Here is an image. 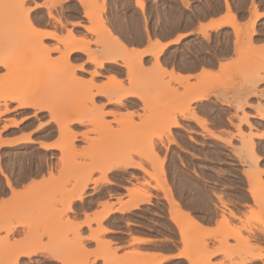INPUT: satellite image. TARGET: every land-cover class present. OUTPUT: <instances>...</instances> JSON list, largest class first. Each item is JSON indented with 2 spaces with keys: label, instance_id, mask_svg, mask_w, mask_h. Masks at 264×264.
I'll list each match as a JSON object with an SVG mask.
<instances>
[{
  "label": "rangeland",
  "instance_id": "rangeland-1",
  "mask_svg": "<svg viewBox=\"0 0 264 264\" xmlns=\"http://www.w3.org/2000/svg\"><path fill=\"white\" fill-rule=\"evenodd\" d=\"M26 1L0 0V60L4 61L3 64H0V111L4 112L0 119L5 115L15 116L7 120L13 124L14 121L21 123L33 118L39 127H46L44 131L46 134L56 137L55 145H60L59 147L62 145L64 148L61 150L54 147L53 150H43L35 149L32 146L6 147L5 145L0 148L1 202L9 190L11 191L7 185L8 179L11 180L14 187H17L30 176H43L41 186H34L31 189L33 191L29 190L26 196L27 200L29 199L28 201L34 202V204L30 205L27 201V206L21 209L12 207L5 212L0 211V229L3 226L11 225V223L13 226L18 224L15 233L8 234L5 231H0V264H12L11 259L15 258L12 255L16 254L13 253V250L17 248L21 250L23 246L25 249H37V252H44L60 259V264H90L91 255L87 253L80 236V230L74 224L76 223L72 217L74 212H72L73 210L68 213L64 211L70 201L73 199L76 201V197L79 195L85 197L92 182L98 184L105 180V176L112 171H116L117 177L125 180L128 184L135 182L133 187L127 190L126 196L120 198V203L123 205L129 202L135 194L146 189L153 197L150 203L145 204L154 205L155 190L163 191L166 197V140L172 136L174 127L173 125L168 128L169 125L175 121L178 122V126L181 125L178 115L183 116L186 112H193L192 102L195 99L210 94L216 88H223L227 91L237 88V77L243 79L242 87H246L249 78L258 77L264 70V54L257 53L252 48L251 40V46L241 53L236 50L237 57L230 63H223L220 72L204 76L201 83L189 84L180 73V77H172L169 73L162 76V71L154 65L155 58L150 64L149 61H145L144 57L141 63L137 61L138 57L127 56L130 53L126 56L124 55L126 53H122L121 56L124 55L126 59L120 57L119 50L115 49L116 43L113 44L114 40L110 37L105 41L109 44V46L106 44L108 46L106 49L102 35L103 32L105 33L107 29L111 30V28L109 27L110 23L103 18V21H91L86 27V33L83 29H75L76 25H82V23H74L65 17L68 12L78 9L74 1L67 7H62L57 14L50 10L47 18L44 11L37 13L40 14V17H31L32 8L25 6ZM63 1L65 0H48V3L52 7ZM211 1L214 5L216 4L215 6L221 5V0ZM223 1L228 12L232 11L231 1H233L242 14L246 13L247 9L254 13V10L259 9L264 3V0ZM91 2L95 13L103 14L105 12V6H101L98 1L91 0ZM249 2L250 6L248 7ZM185 3L190 5L189 0H186ZM28 9L31 10L26 16L25 12ZM30 23L33 24V27ZM39 24H46L51 29L50 31L58 35H56L58 38L38 35L39 33L33 28H38ZM115 24L121 25L122 23L116 22ZM96 26L98 31H94ZM147 26L148 23H146ZM249 31L244 28L243 31L236 33L237 43L240 39L247 41ZM74 36L76 40L88 42L89 54H73L71 61L68 62L65 59L66 47L62 42L68 39L74 43ZM7 42H11V45ZM117 55L118 62L122 61L126 66L124 79L120 77L125 76V71L120 72L118 63L109 67L105 63L102 68L97 65L98 61H103L104 58L107 60V58ZM90 56L98 57V61L96 63L95 61L88 62ZM99 58L103 59L99 60ZM81 66H83L82 69H79ZM155 67L157 68L155 84L149 86L147 79L151 71L150 68L154 69ZM94 71H98L100 75H94ZM101 79H106V81H101ZM158 82L162 84L159 85ZM120 85L127 89L137 90L144 95L147 94L145 95L148 96L146 101L137 99L135 105L118 107L107 104V97L99 95L103 94L99 92L107 93L112 86ZM118 95L117 92L116 96ZM19 100H28L34 103L42 101V104L45 103L44 106L49 105L48 107L51 108L45 107L41 110L20 108ZM124 109L125 113L121 111ZM100 113L106 115L102 121H97ZM259 114L264 116L262 110L259 111ZM243 115L249 117V123H246ZM71 118L74 121L76 119L83 122H72L65 130L61 129L62 123L69 119L72 120ZM250 122L251 116L246 109H242V115L236 112L229 118L230 127L236 129V132H229L231 136L225 141L230 145L240 142L241 146L237 153L239 155L246 154L256 164L254 168L246 172L251 184L252 181L248 174H251L253 170H258V161L261 158L255 154L254 150L251 151L249 146L244 145L242 135L249 136L246 133L247 127L251 129L254 127ZM7 126L6 122L0 129V137ZM205 129L213 134L207 127ZM157 141L164 148V153L161 149H157L155 144ZM259 170L261 171L260 168ZM97 173L102 175L100 181L94 178ZM46 174L48 177L45 176ZM53 175H57V178ZM142 175L145 177H141ZM142 179L143 181H141ZM262 180L264 182L263 175ZM161 181H164L163 187H161ZM262 191L264 192V190ZM251 197L254 205L249 206V211L243 218L231 213V216L240 222L239 225H231L230 220L225 216L220 221V226L213 234L209 235L219 243L215 250L209 249V243L206 240L208 236L200 233L193 223L195 219L182 214L179 203L175 199H171V204L174 207L173 219L180 225L182 242L188 251H195L198 254L195 253L197 256L196 258L193 256L194 259L200 260L201 264H212L211 258L218 254L223 256V260L217 264H264V259L256 258L264 254V197L261 200L254 199L252 194ZM222 203L227 206L223 200ZM155 204L163 205L162 202ZM104 207L107 208L108 204H104ZM103 215L100 214L88 221L100 222ZM46 220H50L56 225L53 235L43 236L41 234L40 238L39 234L43 233L42 230H29V225ZM102 232L103 230L95 231L92 238L99 240ZM245 232L254 234V241L251 235H246ZM231 238L235 240L234 244H230L229 239ZM111 250L116 259L114 256H108L107 251ZM209 253L211 257L205 258ZM102 255L107 259V264L113 263L114 259L116 264H121L124 260L107 245H105ZM4 256L9 258H3ZM18 264L49 263L33 259L19 260ZM135 264L152 263L141 259Z\"/></svg>",
  "mask_w": 264,
  "mask_h": 264
},
{
  "label": "crops",
  "instance_id": "crops-1",
  "mask_svg": "<svg viewBox=\"0 0 264 264\" xmlns=\"http://www.w3.org/2000/svg\"><path fill=\"white\" fill-rule=\"evenodd\" d=\"M73 1L78 9L68 12L65 17L74 23L81 22L82 25H76L75 29H83L86 33V27L94 20L87 12L89 7L93 9L91 0H65L52 7L48 0H27L25 6L32 8L31 17H40L37 13L44 11L47 18L50 10L57 14ZM96 1L105 6L102 18L110 23L113 35L125 45L128 53L142 54L145 61L151 64L155 58L153 52L161 48L162 66L168 73L173 70L176 74L180 73L189 84L201 83L204 76L220 72L223 63H230L237 57L236 50L241 53L251 46V40L252 48L264 54V3L257 8L260 14L257 16L256 11L253 13L250 9L244 14L240 13L233 1L232 11L228 12L223 0L220 6H215L211 0H189L190 5L185 3L186 0H143L144 8L137 0ZM116 22L122 24L116 25ZM236 25L241 31L244 28L250 30L247 41H242L240 36L237 43ZM253 27L255 32L251 34ZM38 28L51 30L46 24H39ZM116 62L120 65V72L125 71V76L120 77L124 79L126 66L122 61ZM116 62L105 63L109 67ZM237 79V88L229 91L216 88L192 102L193 112L178 115L181 125L174 126L172 136L166 140V197L163 191L155 190L154 205L142 204L135 209L123 210L120 198L126 196L127 190L135 182L128 184L119 179L116 171L109 172L106 175L108 179L103 181L99 180L102 177L100 173L94 175L100 182L89 185L85 197L74 201L72 211L74 221L80 226L84 247L91 255L90 264H107V259L102 255L105 245L115 250L121 258L138 253L140 257L135 259L136 263L144 259L152 264H201L200 260L193 257V262L186 256L188 249L182 242L180 225L173 219L172 198L179 203L182 214L194 218L193 223L200 233L208 236L206 240L210 250L219 246L209 235L220 226L223 217L226 216L231 225L240 224L231 213L243 218L249 206L254 205L246 172L256 164L246 154L237 153L240 142L230 145L225 139L231 136L229 132H236L230 127L229 118L236 112L242 115V109H246L254 126L252 129L247 127L246 133L254 135V151L261 158L258 167L264 172V116L259 114L260 110L264 113V70L258 77L249 78L246 87H242V78ZM130 98L132 101L133 98ZM128 99L125 104L130 103L126 102ZM239 104L243 105L242 109L238 107ZM121 111L126 112L125 109ZM14 117L5 115L0 119V129L8 123L2 135L4 140H8L6 147L55 149L45 147L56 141V137L44 132L46 127H39L33 118L18 124L7 121ZM155 144L164 153L160 142ZM45 176L48 177L47 174ZM42 178V175L30 176L15 188L23 191L30 184L31 188L27 187L25 191L30 190ZM12 193V189L9 190L3 200L10 199ZM222 200L227 206L223 205ZM158 202L163 205H156ZM104 204H108V208ZM100 214H104L102 221H88ZM97 230H103L99 240L92 238ZM245 234L251 235L254 241V234ZM229 242L234 244L235 240L231 238ZM133 256L136 257V254ZM33 259L60 264L58 259L44 252L19 258L20 261ZM222 260L223 256L217 254L211 258V263L217 264Z\"/></svg>",
  "mask_w": 264,
  "mask_h": 264
},
{
  "label": "bare ground",
  "instance_id": "bare-ground-1",
  "mask_svg": "<svg viewBox=\"0 0 264 264\" xmlns=\"http://www.w3.org/2000/svg\"><path fill=\"white\" fill-rule=\"evenodd\" d=\"M83 1V0H82ZM88 0H85V2H87ZM138 1V4L142 7V8H144V2H143V0H137ZM91 2V1H90ZM90 2H89V4H90ZM88 6H90V5H88ZM31 10V9H30ZM29 9L27 10V12H25V15L27 16V15H29V12L28 11H30ZM88 12V15H89V17H91V18H93L94 20H102V13H95L94 12V10L93 9H91L90 7H89V10L87 11ZM94 12V13H93ZM256 15L257 16H259L260 14H259V12H258V10H256ZM230 16H232V14H230ZM232 17H234V16H232ZM28 19V18H27ZM103 21V20H102ZM31 24V26L33 27V24L32 23H30ZM105 27V26H104ZM34 30H36L37 31V33H39L38 35H42V36H47V37H57L58 35L57 34H55V32H52V31H50V30H47V31H43L42 29H38V28H33ZM236 29L238 30V32L239 31H241V28L240 27H238L237 25H236ZM98 31L99 29H98V27L96 26V28L94 29V31ZM255 32V29H254V27H253V29H252V32H251V34L252 33H254ZM105 34V35H104ZM57 35V36H56ZM41 36V37H42ZM73 36V35H72ZM72 36H70V37H72ZM103 39L102 40H104V44L106 45V44H108V43H105V41H107L108 40V38L110 37V38H112L113 40H114V42H113V44L114 43H116V50L118 49L119 50V56L120 57H124V55L126 56L127 54H128V52H127V49H126V47H125V45L117 38V37H115L114 35H113V33H112V31L110 30V29H107L106 31H105V33L103 32ZM102 36H100V37H102ZM58 38V37H57ZM66 39V38H65ZM101 39V38H100ZM74 43H72L73 41L72 40H66V41H64V42H62L64 45H65V47H66V50H65V59H66V61H68V62H70L71 61V58H72V55L73 54H75V53H84V54H87L88 53V48H87V43L88 42H86V41H83V40H76V38H75V36H74ZM79 42V43H78ZM111 42V43H112ZM4 44H6V43H4ZM7 44H10L11 45V42L10 43H8L7 42ZM108 46H109V44H108ZM108 46L106 45V49L108 48ZM58 48V47H57ZM113 48V47H112ZM160 50H156L155 49V51L153 52V55H154V57H155V60H156V63L154 64L157 68H158V70H160V71H162V76H164V74L165 73H168L166 70L167 69H165L163 66H162V63L160 62V54H161V48H159ZM163 50V49H162ZM122 53H126V54H124L123 56H121L122 55ZM134 52H132V53H130L129 55H127V56H131V55H134L135 56V58H139V60H137V61H139V62H141L142 63V59H143V55L141 54V55H138V54H133ZM138 53V52H137ZM89 54V53H88ZM91 55V54H90ZM118 55L117 56H115V57H113L112 56V58H107V60L104 58V60L103 61H98L97 59H98V57H94V56H90V59H88V62H94L95 61V63H96V61H98V63H97V65H98V67L99 68H102L103 66H104V63L106 62V61H110V62H116L117 61V57H118ZM119 57V58H120ZM132 57V56H131ZM125 58V57H124ZM124 58H122V59H124ZM128 58V57H127ZM103 58H99V60H102ZM126 59V58H125ZM124 59V60H125ZM129 60H131V59H129ZM136 60V59H135ZM4 63V61L3 60H0V64H3ZM117 63V62H116ZM127 64H129V63H127ZM140 64V63H139ZM132 65V64H131ZM130 65V66H131ZM153 65V66H154ZM82 67L83 66H81V67H79V69H82ZM155 67V68H156ZM130 68V67H129ZM152 68V67H151ZM150 68V73H149V75H148V79H147V85H149V86H153L152 84L155 82V79H156V77H155V74H156V70H157V68L155 69H151ZM84 69V68H83ZM149 70V69H148ZM159 71V72H160ZM147 72H149V71H147ZM94 75H100V73L98 72V71H94ZM161 74H159V75H161ZM172 77H176V76H179L180 77V75L179 74H176L175 73V71L173 70V72H170L169 73ZM6 77V76H5ZM117 78V77H116ZM163 79V78H162ZM114 80H115V76H114ZM159 83V82H158ZM146 84V83H145ZM151 84V85H150ZM155 84V83H154ZM162 84V83H161ZM160 83H159V85H161ZM146 86V85H145ZM115 87V88H114ZM112 86V88H110V90L106 93V92H99V93H103V94H99V95H101V96H105V97H107V100H108V102H107V104H109V105H116V106H118V107H122V106H124V105H129V106H132V105H135L136 103H137V99H139L140 101H146V98L148 97H146L145 95H147V94H145L144 95V93H140L139 91H137V90H131V89H127V88H125V87H122L121 85L120 86ZM154 88V87H153ZM117 92L119 93V95L118 96H116V94H117ZM104 93H106L105 95H104ZM130 97H132L133 98V100L132 101H130V103H128V104H125V99H127V98H130ZM34 101H36V100H34ZM18 102H20L19 103V107L20 108H38V109H42V108H45V107H47V109L49 108H51V107H48L49 105H45L44 106V104H42V101L40 102V103H34L33 101H28V100H19ZM238 107H240V108H242L243 107V105H238ZM8 109V108H7ZM3 111H0V117L3 115ZM100 115V117L97 119V121H102L103 119H104V117H105V115L106 114H102V113H100L99 114ZM243 116H245L244 118H245V120H246V123H249V120L250 119H248L249 117H247L246 115H243ZM242 116V117H243ZM75 118V117H74ZM77 118V117H76ZM72 119V118H71ZM82 119V118H81ZM74 123V122H76V123H82L83 121H81V120H76L75 119V121L72 119V120H67V122H63L62 123V126H61V129H63V130H65L68 126H69V124L70 123ZM14 123L15 124H18L19 122H17V121H14ZM251 123V122H250ZM178 126V122L177 121H175V122H172L170 125H169V127L168 128H171L172 126ZM241 133V132H240ZM253 134L252 135H250L249 134V136H247V135H245V134H243L242 135V137L244 138V145H246V146H249L250 147V149H251V151H253L254 150V139H253ZM30 140V139H29ZM7 141L8 140H4L2 137H0V148L3 146V145H5V144H7ZM60 145H55V143L54 144H52V145H50V144H47V145H45V147H48V148H51V147H57V148H64V146H62L61 145V147H59ZM61 150H63V149H61ZM251 153H253V152H251ZM257 158V157H256ZM257 160V159H256ZM257 163V162H256ZM254 171V170H253ZM251 172V174H248V175H250V179H251V184H250V192H251V194H252V196L254 197V199H257V200H261V198L262 197H264V192L262 191V190H264L263 189V186H264V182H263V180H262V175H263V171L261 170H259V168H258V170H256V171H254V172ZM53 173V172H52ZM55 175H53V177H54ZM57 176V175H56ZM55 176V177H56ZM57 178V177H56ZM249 178V177H248ZM104 179V178H103ZM105 179H108L106 176H105ZM96 180V179H95ZM160 181V180H159ZM44 182H46V181H44ZM44 182H43V184H44ZM162 182V186L161 187H163V182L164 181H161ZM40 183H42L41 181H39L38 183L36 182L34 185L35 186H41V184ZM7 185L12 189V197L10 198V199H6V200H3L1 203H0V211L1 212H5V211H7V209L9 210L10 208H12V207H15L16 209H21V208H23L24 206H27V201L29 200H27V194H28V190H26L25 191V189L23 190V191H20V190H16V188L14 187V185L12 184V182H11V180H7ZM150 186V185H149ZM28 187H30V184H29V186ZM31 188V187H30ZM33 189V188H32ZM31 190V189H30ZM31 191H33V190H31ZM37 191H38V189H37ZM152 197H153V195L150 193V191L149 190H143V191H141V192H138V194H135V196H133V198H131V200L129 201V202H127V203H125L124 204V206H122L123 207V210H131V209H135V208H138L140 205H142V204H145V203H150V201H151V199H152ZM29 198V197H28ZM84 198V196L83 195H79V196H77L76 197V199H79V200H82ZM75 199V200H76ZM74 202V199L73 200H71L70 201V204L68 205V207H66L65 208V210L64 211H66V213H68V212H70V211H72L73 210V207H72V203ZM28 203H30V205L33 203L34 204V202H30V201H28ZM29 205V204H28ZM111 207V206H110ZM108 208V207H107ZM110 210H112V208L110 209ZM176 210H177V208H176ZM179 212V211H178ZM184 216V215H183ZM178 218V217H177ZM102 219H103V216H101V218H100V220L99 221H102ZM55 221H56V219H54ZM71 221V220H70ZM227 221H228V219H227ZM15 224V223H14ZM74 224H76V227L77 228H79L80 226H79V224L78 223H74ZM18 225V224H17ZM17 225L16 226H13L12 225V223H11V225L9 224V225H6L5 227L3 226V228H1L0 229V231H5L6 233H8V234H10V233H13L17 228ZM29 230H32V231H37V230H42V232L43 233H41L40 232V234H39V237H40V235L41 234H43V236L44 235H53L55 232V230H56V225H54L53 223H51V221L50 220H46L45 222H41V223H35V224H31V225H29ZM77 228H76V230H77ZM77 232V231H76ZM41 237H42V235H41ZM40 237V238H41ZM0 241H1V239H0ZM223 244V243H222ZM21 245V244H20ZM23 245V244H22ZM5 248V247H4ZM3 248V249H4ZM19 248H21V247H19ZM11 250H13V249H11ZM17 250V251H16ZM16 250H13V253L15 252L16 254H13L12 256H14L15 258L12 260L11 259V262H12V264H18V261H19V258H20V256H22V255H27V256H31L32 254H34V253H36L38 250L36 249V250H34V249H28V248H26L25 249V247L23 246V248H21V250H19L18 248L16 249ZM3 251H7V250H3ZM10 251V250H9ZM112 251V250H111ZM111 251H107V254H108V256H114L113 254V251L111 252ZM115 251V250H114ZM109 252V253H108ZM116 252V251H115ZM211 252H213V251H211ZM5 253V252H4ZM8 253V252H7ZM7 253H5V254H7ZM11 253H12V251H11ZM196 252L195 251H193V252H191V251H188V253H186V256L187 257H189V259H191L192 261H193V256L196 258V256L198 255L197 253V255L195 254ZM215 253V252H214ZM9 254H10V252H9ZM136 254V257L135 256H133V255H135ZM213 254V253H212ZM130 255V254H129ZM138 255V256H137ZM209 255H210V253H209ZM205 256V258H209V257H211V255L210 256ZM9 256V255H8ZM11 256V257H12ZM132 256V257H131ZM131 256L129 257V256H127L126 258L125 257H123L124 258V260H123V262L121 263V264H135V262H136V260H138V258L140 257V255L138 254V253H134V254H131ZM107 257V256H106ZM138 257V258H137ZM264 257V254H261L260 256H257L256 258H259V259H264L263 258ZM3 258H6L5 256L3 257ZM9 258V257H8ZM8 258H6V259H8ZM113 258V257H112ZM114 258H115V256H114ZM113 258V259H114ZM110 259V258H109ZM116 259V258H115ZM115 259H114V262H115ZM118 259V258H117ZM136 259V260H135ZM60 260V259H59ZM121 260V259H120ZM10 261V260H9ZM112 261V260H111ZM117 261V260H116ZM195 261V260H194ZM193 261V262H194ZM112 263L111 262V264H116V263ZM121 262V261H120ZM10 263V262H9ZM83 264H86V263H83Z\"/></svg>",
  "mask_w": 264,
  "mask_h": 264
}]
</instances>
